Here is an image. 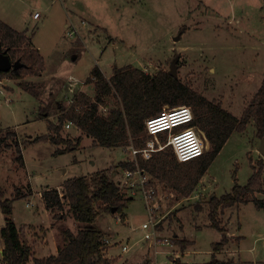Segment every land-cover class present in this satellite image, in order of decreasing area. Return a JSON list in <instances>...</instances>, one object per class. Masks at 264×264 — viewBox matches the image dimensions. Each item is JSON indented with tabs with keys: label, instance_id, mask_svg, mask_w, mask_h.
<instances>
[{
	"label": "rangeland",
	"instance_id": "374dc122",
	"mask_svg": "<svg viewBox=\"0 0 264 264\" xmlns=\"http://www.w3.org/2000/svg\"><path fill=\"white\" fill-rule=\"evenodd\" d=\"M35 12L42 16L34 18ZM0 19L27 29L32 44L45 58V69L40 74L18 79L0 76V196L3 195L0 224L1 199L13 192L17 195L13 201V220L23 225L34 257L54 252L56 243L64 244L63 229L77 232L82 226L70 213L65 197L63 207L56 208L57 215H52L41 198L42 188L62 187L70 177L106 169L120 181L123 160L136 161L138 156L146 160L143 151L134 155L135 147L141 149L152 140L155 144L166 140V135L158 139L149 135L144 123L141 148L132 138L130 148V145L104 147L93 145L91 136H85L75 123L67 128L71 119L60 122L70 105L71 88L95 99L93 67L98 65L108 78L115 68L128 65L140 67L152 76L159 70L174 71L182 81L210 100L221 102L238 117L247 109L264 77V0H0ZM74 27L79 32L71 35ZM73 78L77 80L75 86L71 85ZM21 82L29 84L36 94L25 90ZM105 101L99 106L102 115V106L110 109L121 99L114 92ZM166 106L169 105L163 108ZM50 124L61 128L55 132L49 128ZM51 134H60L59 138L75 144L77 137L82 139L77 150L65 154H54L56 146L67 150L64 142L55 145L43 140L32 144ZM262 139L255 122L250 120L245 131H235L230 136L194 191L180 199L175 198L166 183L146 170L149 177L159 182L160 208L156 213L161 219L160 233L173 242L195 240L189 254L180 257L182 261L198 263L212 259V244L223 236L222 231L211 226L208 215L214 195L220 197L230 192L235 183L247 184L249 176L262 164L264 185ZM207 142L210 150L211 144ZM18 147L26 167L17 159ZM167 148L173 149L169 146L160 150ZM28 183L34 193L30 188L25 190ZM123 191L132 197L124 210L127 220L112 211L103 212L95 222L104 236L111 239L105 256L111 257L110 264L148 261L168 264L171 251H179V246L158 245L156 253L152 242L144 239L145 229L141 228L149 220L146 199L138 188L124 187ZM256 199L264 201V186L262 191L247 194L245 201L219 212L217 219L225 229L224 234L229 235V231L242 235L229 238L224 250H220L219 257L223 260L232 264H264V207H259ZM53 216L56 225L59 219L65 221L52 229ZM125 244L131 246L126 253L122 251ZM39 246L43 248L38 253ZM1 248L0 238V264H3ZM231 249L237 254L234 259L229 256ZM26 264H35L34 258Z\"/></svg>",
	"mask_w": 264,
	"mask_h": 264
},
{
	"label": "trees",
	"instance_id": "16d2710c",
	"mask_svg": "<svg viewBox=\"0 0 264 264\" xmlns=\"http://www.w3.org/2000/svg\"><path fill=\"white\" fill-rule=\"evenodd\" d=\"M0 51L7 53L10 58L19 60L22 65L13 67L9 71H1V77L23 78L25 75L40 74L45 69V58L39 49L35 48L26 31H18L13 26L0 19ZM95 76V99L89 94L81 92L77 98L81 105L76 104L64 110L60 122L71 119L75 125L86 134L94 137V143L99 146L127 147L131 143L141 148L144 132V120L163 110L165 105L171 107L177 104H186L193 108L195 113L193 124L200 126L206 133L211 149L189 161H179L173 149L159 150L151 159L138 156L137 163L152 176L166 183L175 198L189 196L200 179L207 173L213 159L223 150L230 136L235 132H243L248 128V122L253 120L257 127V134L264 137V79L259 90L253 97L241 117L224 108L216 99H209L203 93L192 88L168 71L159 70L152 76L140 67L131 65L115 68L111 78L102 72L96 65L91 71ZM91 77V76H90ZM91 79V78H90ZM25 90L36 94V91L27 83H20ZM116 92L121 99L117 106H112L108 113L100 114L99 106L106 101L107 95ZM55 132L61 127L50 124ZM60 134L45 135L35 141L50 140L59 144L64 142L67 150L57 149V152L77 150L82 137L77 142L59 138ZM70 139V138H69ZM19 149V147H18ZM18 160L24 163L21 149L18 150ZM135 161L123 160L122 169L137 167ZM263 164L249 176L247 184L235 183L232 190L214 197L210 200L209 218L211 226L223 232L220 240L212 244V259L205 262L186 263L179 259L169 264H232L217 256L228 243L229 237L224 234L225 229L218 221V214L226 207L245 201L247 194L262 191ZM64 190L61 194L58 189L44 190L41 196L49 210L62 208L63 196L69 203V211L74 219L81 223L77 232L72 229H63L64 244L58 246L57 253L50 256L34 257L33 246L25 238L24 229L18 227L12 220L14 205L12 199L1 200L2 210L5 214L6 225L1 229L4 239L2 251L3 264H26L34 258L35 264H110V257L103 254L104 233L95 222L103 212L115 211L125 217V207L132 200L126 196L120 187V182L113 178L110 169L98 170L88 176H73L64 181ZM124 193V194H123ZM259 207L264 201L256 199ZM180 244L181 250L186 249L190 241L174 239Z\"/></svg>",
	"mask_w": 264,
	"mask_h": 264
},
{
	"label": "built area",
	"instance_id": "2783aa9c",
	"mask_svg": "<svg viewBox=\"0 0 264 264\" xmlns=\"http://www.w3.org/2000/svg\"><path fill=\"white\" fill-rule=\"evenodd\" d=\"M42 15L40 12H35L33 17L38 19ZM69 26V25H68ZM77 29L74 27V30L70 32V34L78 33ZM77 80L75 78L72 79L71 85L75 86ZM72 95L69 97L70 105L76 104V109H80V105L78 103L77 96L81 93L75 92L73 88H71ZM101 109L104 111V114L109 112V109L106 105L102 106ZM195 113L191 106L186 104H179L173 107L166 106L163 110H160L157 114L153 116H149L145 119V127L146 131L152 137H156L157 139L161 135H166V140L163 142H159L155 144V141H151V144H147L148 146L145 148L137 149L136 147L133 149L134 155H138L143 151L145 158L148 159L151 156L152 152L159 151L160 149H164L166 147H172L174 153L179 161H189L195 159L206 152H208L209 147H207V136L205 131L198 126L197 124H193ZM74 124L72 120H69L66 127H71ZM75 125V124H74ZM76 126V125H75ZM131 147V144L129 148ZM153 153V155H154ZM152 157V156H151ZM135 161V160H128ZM137 163V160L135 161ZM120 187L123 189L127 187L129 189L138 188L141 191L143 198L146 199V206L149 211V220L144 222L141 225L142 229H145L144 239L146 241H151L152 246L155 247V252L158 253L157 247L162 244H171L174 246L173 239L162 235L160 232L159 223L161 219L157 217V213L160 205L158 203L157 194H158V185L159 182L155 179L148 176V172L137 163V167L135 169L124 168L122 173V178L119 181ZM32 204V203H31ZM103 246V254L107 250V247L111 244L110 237H105ZM131 248L130 245L125 244L122 245V251L126 253ZM169 263L173 260L177 259L174 256V252L171 251ZM106 255V254H105ZM172 257V258H171ZM168 263V264H169ZM144 264H159L157 261L155 262H146Z\"/></svg>",
	"mask_w": 264,
	"mask_h": 264
},
{
	"label": "crops",
	"instance_id": "0c3cea01",
	"mask_svg": "<svg viewBox=\"0 0 264 264\" xmlns=\"http://www.w3.org/2000/svg\"><path fill=\"white\" fill-rule=\"evenodd\" d=\"M3 20V19H2ZM5 22V21H4ZM9 24V23H8ZM11 27L13 26V25H11V24H9ZM69 25V23H66V26H68ZM15 29H17L18 31H26V35L30 38V40L32 41V43H33V40H32V36H29L28 34H27V29L26 30H23V29H20V28H17V27H15V26H13ZM101 28V27H100ZM34 46V45H33ZM35 47V46H34ZM263 79H264V77H263ZM262 79V80H263ZM0 82H2V80H0ZM261 85V84H260ZM260 85H259V87H260ZM79 128V127H78ZM50 131V130H49ZM83 131V130H82ZM49 133V132H48ZM84 134V133H83ZM85 136H86V133H85ZM91 138L93 139V142H94V137L93 136H91ZM41 141H43V140H41ZM44 141H48V142H50V143H52V144H55L56 145V143H53L52 141H50V140H44ZM33 143H39V141H33L32 142V144ZM93 145H95V143L93 144ZM55 149H54V154H65V153H68V152H57L56 150L57 149H61V148H58V146H56V147H54ZM23 156V155H22ZM17 158V157H16ZM18 159V158H17ZM23 161H24V159H23ZM20 165L22 166V167H26L25 166V161H24V163L22 164V163H20ZM69 179V178H68ZM67 180V179H66ZM64 183V182H63ZM29 184V186L27 187V188H25V190L26 189H29L30 188V191L31 190H33V187H32V185L30 184V183H28ZM16 186H20V185H16ZM63 186H64V184H63ZM55 187V186H52V187H50V185H47V187H45V188H42L39 192H40V194L42 193V191H44V190H52V188H55V189H58L59 191H60V193L62 194L63 193V190H64V187ZM15 189H16V187H15ZM14 189V190H15ZM15 192V191H14ZM33 193H34V190H33ZM29 194H32V193H30L29 192ZM3 195H1L0 197H2ZM17 197V195L16 196H14V194H13V192H12V196H10V197H7L8 199H12L13 201H15V199H17L16 198ZM18 197H25V196H18ZM7 198H4V199H7ZM25 198H28L27 196L25 197ZM41 198H42V196H41ZM63 198H64V196H63ZM1 200H3V199H1ZM42 200H43V198H42ZM30 201V200H29ZM63 201H64V199H63ZM43 202H44V200H43ZM64 203H65V201H64ZM29 204H31V203H29ZM46 204V203H45ZM14 205V204H13ZM262 207H264V205L262 206ZM48 209V208H47ZM49 210V209H48ZM50 212L52 211V210H49ZM52 213V215H57V213H56V211H55V209L51 212ZM124 213H125V217H126V212L124 211ZM2 214H3V217H2V219H1V226H0V238L2 239V237H1V229L6 225V221H5V214L3 213V210H2ZM54 216H53V219H54ZM11 218H12V220H13V214L11 215ZM127 218L128 217H126V220H127ZM14 221V220H13ZM57 220L56 219H54V221H53V223H52V229L54 228V226L55 227H57V225H59L62 221H65L64 219H59V222L57 223V225L56 224H54L55 222H56ZM36 224V223H35ZM35 224H25V225H35ZM36 225H39V226H44L43 224H36ZM23 225H19L18 224V227H22ZM49 229V228H48ZM27 234V233H26ZM174 234L176 235V236H178L179 234H178V232H174ZM228 237L230 238L231 236H233V235H235V236H242V235H238V234H235V233H231V232H229L228 231ZM46 238H47V236H46ZM191 239V238H190ZM193 239H191V241H192ZM214 243V242H213ZM48 244V243H47ZM57 244V247H56V249H55V251L54 252H48L49 254H44V255H42V257H44V256H50V255H54L55 253H57V250H58V246H59V244L58 243H56ZM193 245H195V240H193L192 242H190V244H189V246L186 248V249H184V250H180L181 248H180V244L179 245H177L176 243H174V246H179V251H173L174 252V255H176V257H177V259H179L180 257H184L185 255H186V253L187 254H189V252H188V249L191 247V246H193ZM43 247H46V246H44V245H42ZM43 247H41V246H39L38 247V249L36 250V252H40V250H42V248ZM3 248H4V239H2V248H1V258H2V251H3ZM224 250V249H223ZM222 250V251H223ZM231 251L232 252H230L229 253V256H230V258L231 259H234V256L235 255H237L236 254V251H235V249H231ZM234 251V252H233ZM182 252V253H181ZM214 252V251H213ZM213 252H212V255H213ZM33 253H34V251H33ZM221 254V252H218L217 253V256L219 257V255ZM39 256V255H38ZM110 256V255H109ZM111 258V257H110ZM219 258H221V257H219ZM222 259V258H221ZM187 262V261H186ZM188 263H190V262H188ZM193 263V262H192ZM197 263V262H196ZM118 264H121L120 262H118ZM242 264V263H241Z\"/></svg>",
	"mask_w": 264,
	"mask_h": 264
},
{
	"label": "water",
	"instance_id": "95a60500",
	"mask_svg": "<svg viewBox=\"0 0 264 264\" xmlns=\"http://www.w3.org/2000/svg\"><path fill=\"white\" fill-rule=\"evenodd\" d=\"M20 65H22V64L19 60L14 61L10 58V56L7 53L0 51V70L1 71H4V72L9 71L13 67H18ZM170 73L173 74L174 76H177V73L174 71H170ZM260 150L264 156V137L262 139V144L260 146ZM112 211H115V208H113Z\"/></svg>",
	"mask_w": 264,
	"mask_h": 264
}]
</instances>
